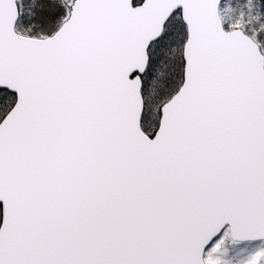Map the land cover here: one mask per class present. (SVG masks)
Returning a JSON list of instances; mask_svg holds the SVG:
<instances>
[{
	"label": "snow or ice",
	"instance_id": "obj_1",
	"mask_svg": "<svg viewBox=\"0 0 264 264\" xmlns=\"http://www.w3.org/2000/svg\"><path fill=\"white\" fill-rule=\"evenodd\" d=\"M0 264H264V0H0Z\"/></svg>",
	"mask_w": 264,
	"mask_h": 264
}]
</instances>
